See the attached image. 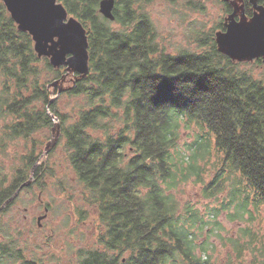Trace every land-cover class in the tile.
<instances>
[{"label": "trees", "instance_id": "1", "mask_svg": "<svg viewBox=\"0 0 264 264\" xmlns=\"http://www.w3.org/2000/svg\"><path fill=\"white\" fill-rule=\"evenodd\" d=\"M58 1L88 34L90 73L65 93L83 101L75 117L59 110L49 87L66 68L38 57L32 36L18 29L0 0V148L23 140L27 150L10 182L0 165V207L29 180L58 120L59 141L100 223L99 247L84 250L78 264H216L209 237L222 228L220 212L238 201L237 211L229 212L236 221L251 213L252 196L264 205V71L256 76L243 67L264 70V62L239 63L220 53L215 37L223 22L198 30L200 23L192 21L189 46L168 52L150 11L159 0H116L114 21L100 13L101 0ZM165 1L187 19V11L205 13L208 0ZM246 13L253 14L247 0ZM183 127L200 130L190 155L181 144ZM213 150L221 171L206 182L203 160ZM226 170L235 184L237 177L244 183L228 202L218 196ZM47 173L46 163L37 165L33 185L43 186ZM194 178L221 204L207 222L175 195ZM205 228L211 230L203 241Z\"/></svg>", "mask_w": 264, "mask_h": 264}, {"label": "rangeland", "instance_id": "2", "mask_svg": "<svg viewBox=\"0 0 264 264\" xmlns=\"http://www.w3.org/2000/svg\"><path fill=\"white\" fill-rule=\"evenodd\" d=\"M220 1L222 0H208L205 13L192 14L187 11V19L181 17L180 7L171 5L165 0L157 1L150 7V11L159 41L167 47L168 52H176L179 48L189 46L188 39L191 28L194 27L192 21L200 23L196 26L198 30L217 28L218 24L224 23L228 15ZM192 48L195 50V45ZM243 67L253 70L256 76L264 71L263 68L253 65ZM76 79V74H69L65 84L50 87L52 100L58 101L59 110L62 113H69L72 117L77 113L76 107L83 103L82 99L65 95L75 85ZM54 122L59 124L58 120ZM199 131L195 127L191 130L182 128L181 144L186 154L196 152L197 149L192 150V145L197 140ZM39 135L40 138L44 137V132ZM53 139L54 132L50 131L41 161L38 163V166L42 162L46 163L53 176L47 173L45 184L41 186L40 182L33 185L34 174L30 182L33 187L23 189L12 203L8 204V208L0 215V240L2 243L11 242V248L20 251V254L23 253L25 259L30 261L42 260L44 264H78L79 255L84 250L99 247L98 212L93 206L85 203L83 188L78 184L64 145L59 141L60 136L48 147ZM185 143L190 146V150L184 145ZM25 145L26 143L21 140L7 149L0 148V165H4L7 169L9 182L12 180L14 168L20 165V155L27 152ZM219 158L213 150L205 160L201 159L203 165H207L204 175L206 182H210L221 171ZM226 171L222 174L225 191L218 196L221 201L228 202L237 188L243 189L244 183L239 181L241 177H237L236 181L239 184H235V178L230 176L229 170ZM175 195L184 208L199 210L205 222L209 221L213 208L221 207L216 200L217 197L213 199L207 197L204 193V184L196 178L181 184ZM251 198L248 208L251 213L245 214L241 220L231 221L229 218V212L237 211L238 201L226 212H220L218 220L222 223V228L214 231L209 237V241L216 246L214 255L216 264H261L264 261V205H255L256 199L254 196ZM47 206L51 211L44 221V227L39 228L37 218L44 214ZM83 213L86 215L84 220ZM210 230L205 228L203 241L206 240ZM220 235L222 237H217ZM239 249L242 257L239 255ZM15 262L6 260V264H15Z\"/></svg>", "mask_w": 264, "mask_h": 264}, {"label": "water", "instance_id": "3", "mask_svg": "<svg viewBox=\"0 0 264 264\" xmlns=\"http://www.w3.org/2000/svg\"><path fill=\"white\" fill-rule=\"evenodd\" d=\"M20 31L32 36L34 50L39 58H48L54 68H66V74L49 87L65 84L69 74L81 80L90 73L89 41L87 29L70 15L58 0H2ZM232 6V12L224 19L225 30L216 32L218 51L235 62H264V5L259 0H247L253 9L246 13V0H222ZM116 0H101L100 13L114 21ZM61 36L65 42L61 43ZM53 101V100H52ZM54 139L60 134V125L53 128ZM38 163L33 167L30 184Z\"/></svg>", "mask_w": 264, "mask_h": 264}, {"label": "flooded vegetation", "instance_id": "4", "mask_svg": "<svg viewBox=\"0 0 264 264\" xmlns=\"http://www.w3.org/2000/svg\"><path fill=\"white\" fill-rule=\"evenodd\" d=\"M29 186L32 187V184H28L27 186H25L23 184L17 190V192L15 193L14 197H12L9 201H12L23 189L29 188ZM7 206H8V204L5 203L3 206L0 207V215H2V213L5 211V209L8 208ZM50 211H51V208L47 206V207H45L44 214L38 216L37 223H38V227L39 228H43L44 227V221L49 216ZM25 218H26V216H25ZM3 239L6 240V238H3ZM10 245L12 246V243L11 242L10 243H8V242L2 243V241L0 240V264H6V260H8L10 262L16 261L15 264H24L26 262H28V264H44L42 262V260L36 259L38 261H30V260L25 259V256H24L23 253L20 254V251H17L16 249L11 248ZM5 249L17 251L18 254L15 253L14 256L18 255L20 258H13V259H11L9 256L5 255L6 252H7V251H4Z\"/></svg>", "mask_w": 264, "mask_h": 264}, {"label": "snow or ice", "instance_id": "5", "mask_svg": "<svg viewBox=\"0 0 264 264\" xmlns=\"http://www.w3.org/2000/svg\"><path fill=\"white\" fill-rule=\"evenodd\" d=\"M65 37L64 36H61V43H64L65 42Z\"/></svg>", "mask_w": 264, "mask_h": 264}]
</instances>
